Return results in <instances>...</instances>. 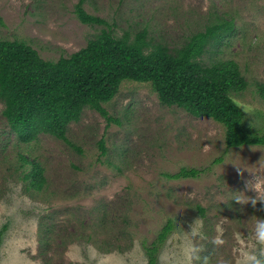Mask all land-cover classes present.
I'll return each instance as SVG.
<instances>
[{
    "label": "rangeland",
    "instance_id": "1",
    "mask_svg": "<svg viewBox=\"0 0 264 264\" xmlns=\"http://www.w3.org/2000/svg\"><path fill=\"white\" fill-rule=\"evenodd\" d=\"M78 2L0 0V40L24 41L46 61L67 57L102 29L80 23ZM83 8L116 36L147 26L170 47L231 21L202 63H237L247 88L234 98L246 125L264 132V0H84ZM103 107L111 122L84 109L69 124L73 148L47 135L20 144L0 103V264H147L145 247L168 221L157 264H264L263 146L228 149L222 125L162 105L149 84L124 82ZM19 152L39 163L41 191L22 180ZM181 168L201 172L166 178Z\"/></svg>",
    "mask_w": 264,
    "mask_h": 264
},
{
    "label": "trees",
    "instance_id": "2",
    "mask_svg": "<svg viewBox=\"0 0 264 264\" xmlns=\"http://www.w3.org/2000/svg\"><path fill=\"white\" fill-rule=\"evenodd\" d=\"M83 3L84 0H79L75 6L77 19L84 25L102 29L83 48L67 57L46 61L24 41L0 40L1 114L20 144L28 145L47 135L75 148L66 137L69 124L78 122L84 109L93 110L111 122L103 105L113 100L122 83L133 82L149 84L164 106L222 125L228 149L264 147V132L246 125L244 110L234 98L247 88L237 63L231 60L202 63L207 49L220 45L230 35L231 21L215 15L220 22L207 23L203 31L191 34L180 46L170 47L162 39L156 41L151 37L147 26L114 35L105 20L84 10ZM0 25H3L1 18ZM257 87L264 98V85ZM99 149L104 155L102 142ZM17 161L22 180L29 181V188L41 191L44 179L37 160L19 152ZM200 172L181 168L165 176L171 180L195 179ZM172 228V222L168 221L156 242L145 247L147 264H157L158 245Z\"/></svg>",
    "mask_w": 264,
    "mask_h": 264
},
{
    "label": "clouds",
    "instance_id": "3",
    "mask_svg": "<svg viewBox=\"0 0 264 264\" xmlns=\"http://www.w3.org/2000/svg\"><path fill=\"white\" fill-rule=\"evenodd\" d=\"M256 201L255 199L252 200V204L255 205L256 204ZM258 239L261 241V242H264V230H258ZM257 264H259V262H257Z\"/></svg>",
    "mask_w": 264,
    "mask_h": 264
}]
</instances>
